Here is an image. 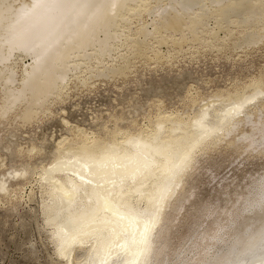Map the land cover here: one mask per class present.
<instances>
[{
	"label": "bare ground",
	"instance_id": "obj_1",
	"mask_svg": "<svg viewBox=\"0 0 264 264\" xmlns=\"http://www.w3.org/2000/svg\"><path fill=\"white\" fill-rule=\"evenodd\" d=\"M6 2L12 4L13 11L5 13L0 9V133L9 132L13 138V131L57 116L55 107L69 101L78 91H92L98 84L117 79L125 81L135 74L136 63H143L148 69L153 67V71L163 67L173 69L180 58L206 51L219 53L226 48L245 50L264 41V0H92L117 4L115 9L105 7L98 11L95 7L74 8L71 0H60L58 7L36 9L27 16L18 15L19 9L31 8L34 0ZM133 20L141 24L132 31L128 25ZM85 23L87 30L83 28ZM10 25L12 34L21 40L52 29L59 33L76 31L80 35L75 45L60 50V57L37 65L34 55L21 48L12 50L5 43L3 37ZM220 32L224 37H219ZM262 89L264 71L247 83L232 85L210 96L190 86L184 96L188 113L168 111L161 100L154 99L147 106L148 111L142 110V115L109 114L94 131L71 124L63 117L61 123L66 133L54 141L48 162L41 159L46 153L44 137L38 145L30 141L16 143L13 148L12 140L2 137L0 148L9 154L0 156V188L4 189L0 191V206L11 205L15 209L20 203H35L41 219V223L36 222L38 231L46 235L58 264L72 261L132 264L133 253L139 256L138 247H142L139 232L143 231V224L137 225L134 217L120 220L111 211L104 212L103 199L98 206V197L108 198L113 210L121 214L150 210L154 206L151 198L168 179L169 159L197 139L195 122L206 114L207 127L216 131L203 141L192 166L172 181L171 190L161 204L158 223L149 234L151 250L147 259L150 264H264V208L261 207L264 187L260 182L264 172L250 179L245 193L240 192L238 206L232 203L229 208L220 207V199L214 197L216 205H207L203 209L206 214L192 219L195 229H191L190 244L186 243L179 253H167L174 222L182 211L193 212L184 209V205H188L194 197L192 192L198 189H190L187 196V181L199 169L206 171V175L210 173L212 183L220 177L214 176L212 169L199 167L203 158L213 153H236L240 162L231 171L242 167L244 161L264 158V152L259 150L264 139L260 127L264 96L258 95ZM246 98L252 102L245 104L243 114L225 121L227 110L244 103ZM61 113L65 111L61 109ZM71 151L93 160L97 175L93 184L84 186L69 206L67 202L61 205L60 197L80 181L68 171L51 169V165ZM17 160H20L18 166ZM17 172L21 173L19 177ZM220 180L216 184L220 185ZM228 187L229 184L225 186ZM222 203L226 205V199ZM60 207L64 211L57 223H64L70 216L86 217L89 230H95L85 243H77L69 251L67 261L57 255L55 229L47 223L49 209ZM28 212L35 215L33 209ZM104 220L109 223L105 225ZM134 237L137 246H133ZM78 249L85 250L80 260L74 256Z\"/></svg>",
	"mask_w": 264,
	"mask_h": 264
},
{
	"label": "rangeland",
	"instance_id": "obj_2",
	"mask_svg": "<svg viewBox=\"0 0 264 264\" xmlns=\"http://www.w3.org/2000/svg\"><path fill=\"white\" fill-rule=\"evenodd\" d=\"M144 19L149 21L147 17ZM136 21L133 20L131 22L133 24L128 25L132 31L141 24ZM210 25L212 24L210 23ZM219 37H224V33L220 32ZM232 51L226 48L219 53L215 50L213 52L206 51L191 58H180L175 63L176 68L173 69L163 67L153 71V67L148 69L143 63H136V69H133L135 74H131L125 81L117 79L111 81L112 83L98 84L97 90L78 91V94H74L69 101L55 107L57 116L51 119L47 118L38 124L34 123L32 127L13 131L14 138L9 137V132L4 131L0 133V138L12 140L14 144H11V147L13 148L16 143L24 144L30 141L38 145L41 143V138L44 137L47 140L44 145L46 153L41 159L48 162L52 157L50 152L53 151L54 141L66 133L61 123L63 117L71 124H77L86 130L94 131L100 128L99 124L106 120L109 114L111 116L115 114L120 116L121 113L142 115V110L148 111L147 106L154 99L161 100L164 108L168 111L188 113L190 110L184 105V96L190 86L197 88L201 94L210 96L213 92L230 88L232 85L247 83L253 76L258 77L260 72L264 71V41L245 50ZM61 109L65 111L64 114L61 113ZM37 126L39 129L36 128ZM22 146L24 147V145ZM8 154L0 148L1 158L8 157ZM236 157H238L236 153L228 151L209 154L208 157L201 160L202 163L199 166L201 169H212L214 176L220 175V177L212 183L210 173L206 175V171L200 172L199 169V174L195 173L187 181V188L185 187L187 196L190 189H198V191L192 192L194 197L190 199L188 205H184V209H192L193 212L182 211V214L178 216V221L174 222L175 229H172L171 237H169L168 248L170 249H167V253H179L182 247L188 243V239L191 242L193 238L191 229H195V225L192 227V223L195 222L192 219L195 220L198 216L204 215L203 209L207 205L208 207L216 205L214 197L220 199V207L229 208L232 203L238 206L241 202L238 196L246 192V185L251 184L250 179L257 178L264 172V158L244 161L242 163L244 170L242 167H238L231 171L230 169L240 162ZM242 159L240 160L242 161ZM18 161L20 160L15 161L16 166L19 165ZM228 173L230 174L228 175ZM224 177H226V181H224ZM244 177L246 178L244 179ZM219 180L220 185L216 184ZM232 181L234 183L230 184ZM227 184L229 187L226 189ZM224 188L225 190H223ZM223 192L229 194H222ZM224 199H226V205L222 203ZM202 203H206V205H202ZM10 206H0V264H58L55 261L52 246L45 240L46 235L38 231L36 222L41 223L38 206L35 203L28 205L20 203L15 209ZM29 209H33L35 215L29 213ZM187 248L185 247V249ZM84 251L78 249L74 256L76 255L78 257L76 258L80 260L85 256Z\"/></svg>",
	"mask_w": 264,
	"mask_h": 264
},
{
	"label": "snow or ice",
	"instance_id": "obj_3",
	"mask_svg": "<svg viewBox=\"0 0 264 264\" xmlns=\"http://www.w3.org/2000/svg\"><path fill=\"white\" fill-rule=\"evenodd\" d=\"M60 5V0H34L31 8L22 6L19 9L18 15L27 16L36 9H51ZM71 6L80 9L95 7L98 11L105 7L115 9L117 4L115 2L93 3L92 0H71ZM0 9L5 13L13 11L12 4L6 2V0H0ZM87 27L88 24L85 23L83 28L87 30ZM79 35V32L76 31L59 33L56 29H52L28 40H21L18 36L12 34V26L10 25L3 39L5 43L9 45L10 49L14 50L16 48H21L25 52L36 57L35 63L37 65H44L53 60L54 57H60L62 55L60 51L62 48L67 49L70 45H75ZM258 95L264 96V89L259 90ZM251 102V99L246 98L244 103L232 105L224 114L225 121L242 115L245 104ZM206 121L207 115L205 114L201 119L195 122V126L199 132L197 139L190 143L182 153H178L169 159V166L166 171L168 179L162 186H160L158 193L151 198V202L154 206L150 210H144L142 212L130 210L121 214L118 210H113L108 198L98 197V206L100 199H103L102 210L104 212L111 211L112 215L119 216L120 220L134 217L137 225L143 224L142 232H139L138 228L140 236L139 245H142V247H138L139 256H137L136 253H133L132 264H150L147 259L151 250L149 234L155 229L158 223L161 204L166 200L167 195L171 190L172 181L192 166L194 162L193 158L202 146L203 141L216 131V129L208 128ZM260 127L264 130V115L261 117ZM253 147L255 148L256 146L254 145ZM259 150L264 152V139L259 143ZM51 169L68 171L72 177H76L80 181L79 185L73 183L71 188L66 190L64 195L60 197L61 205L67 202L69 206H71V204L74 203L76 194H78L84 186L93 184L94 177L97 175L94 161L88 157L79 156L74 151L68 152L64 159L57 160L55 164L51 165ZM47 171L48 170L45 171V176L47 175ZM19 175H21V173L17 172L16 176L19 177ZM133 178L135 177L133 176ZM260 182L262 187H264V177L261 178ZM2 190L4 189L0 188V191ZM261 207L264 208V201H262ZM63 211V207L50 208L47 223L55 229V237L58 241L56 250L57 255L61 257L62 261H67L69 251L73 249L77 243H85L87 238H91L94 235L95 230H89L86 217L74 218L70 216L64 223H57V220ZM94 219L95 217H93V221ZM102 223L106 225L109 221L104 220ZM133 246H137L135 237L133 238ZM121 247L125 246L122 245ZM128 250L131 251V248H128ZM140 257H143L144 259L141 260ZM71 264H75V261H72ZM81 264H92V262L81 261Z\"/></svg>",
	"mask_w": 264,
	"mask_h": 264
}]
</instances>
